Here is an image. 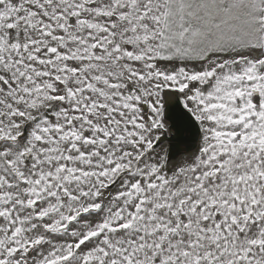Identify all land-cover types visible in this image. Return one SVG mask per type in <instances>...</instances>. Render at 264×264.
Masks as SVG:
<instances>
[{
    "label": "snow or ice",
    "instance_id": "snow-or-ice-1",
    "mask_svg": "<svg viewBox=\"0 0 264 264\" xmlns=\"http://www.w3.org/2000/svg\"><path fill=\"white\" fill-rule=\"evenodd\" d=\"M0 264H264V0H0Z\"/></svg>",
    "mask_w": 264,
    "mask_h": 264
}]
</instances>
